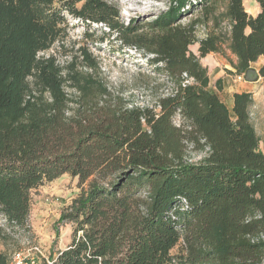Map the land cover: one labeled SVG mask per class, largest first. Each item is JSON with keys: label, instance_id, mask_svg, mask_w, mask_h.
I'll return each instance as SVG.
<instances>
[{"label": "trees", "instance_id": "1", "mask_svg": "<svg viewBox=\"0 0 264 264\" xmlns=\"http://www.w3.org/2000/svg\"><path fill=\"white\" fill-rule=\"evenodd\" d=\"M254 2L251 17L243 0H169L135 24L102 0H0L3 227H26L44 183L66 175L82 186L59 218L72 227L68 246L26 264H264L252 95L234 94L229 112L200 64L229 53L234 75L246 76L261 59L264 80V0ZM68 17L90 39L102 25V41L115 35L135 49L169 92L152 107L125 105L91 74L98 63L83 46L60 66L49 51L67 37ZM0 264H10L4 253Z\"/></svg>", "mask_w": 264, "mask_h": 264}, {"label": "rangeland", "instance_id": "2", "mask_svg": "<svg viewBox=\"0 0 264 264\" xmlns=\"http://www.w3.org/2000/svg\"><path fill=\"white\" fill-rule=\"evenodd\" d=\"M102 1L119 10L120 22L131 21L140 24L165 11L169 0ZM245 8H250L248 1ZM68 22L70 27L64 42L55 45L49 51L60 66L69 64L78 55V48L83 46L98 63V72L91 74L94 78L102 80L112 97L121 99L125 105L152 107L157 96L169 92L164 78L150 73L151 68L146 66V58L139 52L121 44L115 35L103 37L102 41V32L108 34V30L102 25L93 26V28L98 27L97 34L94 39H90L87 37L90 32L86 31L82 23L70 17ZM198 34L202 37L201 29ZM196 46H191L190 50L196 52ZM226 62L228 65L231 64L229 58ZM261 63L262 60L259 59L251 65V69L255 71ZM77 69L84 72L83 63H78ZM143 73H149L151 77L147 78L142 75ZM244 80L245 76H241L240 80L232 76L228 79V85L234 86ZM252 81H254L255 99L250 107V117L260 141L259 149L264 154V80L256 78ZM210 91L214 92L211 89ZM227 109L231 111L229 105ZM81 188L77 179L64 175L33 190L30 195L29 216L24 229L15 228L14 233L8 232L9 230L3 227L5 221L0 217V226L4 228V233L0 236V254H6L10 264L17 262L26 264L24 260L34 263L37 256L46 257L51 252L56 253L65 249L70 243L72 227L59 221L60 214L63 208L78 195Z\"/></svg>", "mask_w": 264, "mask_h": 264}, {"label": "crops", "instance_id": "3", "mask_svg": "<svg viewBox=\"0 0 264 264\" xmlns=\"http://www.w3.org/2000/svg\"><path fill=\"white\" fill-rule=\"evenodd\" d=\"M246 1H248L249 3V6H250L249 9L245 8ZM243 6H244L245 11L251 17H255L259 13V7L254 2V0H243ZM197 47L198 46H196V51H197ZM192 53L194 55L197 54V52H192ZM228 58L230 59L232 63L236 62L235 58L231 56L229 53H227L225 56L221 54L210 53L206 55L204 58L200 59V64L204 68L207 69L208 79H209L208 89L214 90V93L218 95L219 99L222 100L226 108L228 105L230 108H232L234 94L249 93L252 95V100L254 103V99H255V96L253 94V92H255V89L253 86L254 81L244 80L242 83L239 82L240 84H235L234 86L228 85L229 84L228 79H230V77L232 76H235L234 70L231 64L228 65L226 62ZM258 68L255 69L256 72ZM236 77L237 76H235V78ZM258 80H261V79L258 78ZM217 81L220 82V89H217L215 86V83ZM226 102L228 103L227 105H226ZM249 112H250V109H249Z\"/></svg>", "mask_w": 264, "mask_h": 264}, {"label": "water", "instance_id": "4", "mask_svg": "<svg viewBox=\"0 0 264 264\" xmlns=\"http://www.w3.org/2000/svg\"><path fill=\"white\" fill-rule=\"evenodd\" d=\"M256 78H258V77H257V75H256L255 72H254V73L250 72V73H248V74L245 76V80H246V81H252V80H254V79H256Z\"/></svg>", "mask_w": 264, "mask_h": 264}, {"label": "built area", "instance_id": "5", "mask_svg": "<svg viewBox=\"0 0 264 264\" xmlns=\"http://www.w3.org/2000/svg\"><path fill=\"white\" fill-rule=\"evenodd\" d=\"M241 79V76H237V80H240ZM24 263H25V260H24ZM15 264H21L20 262H17V263H15ZM22 264H23V262H22Z\"/></svg>", "mask_w": 264, "mask_h": 264}]
</instances>
